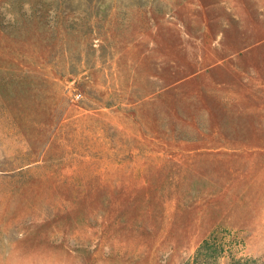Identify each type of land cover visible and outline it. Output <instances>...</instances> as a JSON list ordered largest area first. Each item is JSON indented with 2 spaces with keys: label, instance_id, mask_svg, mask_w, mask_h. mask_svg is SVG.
<instances>
[{
  "label": "rangeland",
  "instance_id": "374dc122",
  "mask_svg": "<svg viewBox=\"0 0 264 264\" xmlns=\"http://www.w3.org/2000/svg\"><path fill=\"white\" fill-rule=\"evenodd\" d=\"M212 237L264 264V0H0V264Z\"/></svg>",
  "mask_w": 264,
  "mask_h": 264
},
{
  "label": "trees",
  "instance_id": "16d2710c",
  "mask_svg": "<svg viewBox=\"0 0 264 264\" xmlns=\"http://www.w3.org/2000/svg\"><path fill=\"white\" fill-rule=\"evenodd\" d=\"M223 243L217 238L206 239L197 250L190 262L187 264H223L222 259L226 257ZM226 264H258V261L249 257L238 258L231 254Z\"/></svg>",
  "mask_w": 264,
  "mask_h": 264
},
{
  "label": "built area",
  "instance_id": "2783aa9c",
  "mask_svg": "<svg viewBox=\"0 0 264 264\" xmlns=\"http://www.w3.org/2000/svg\"><path fill=\"white\" fill-rule=\"evenodd\" d=\"M77 97H79V96H77Z\"/></svg>",
  "mask_w": 264,
  "mask_h": 264
}]
</instances>
